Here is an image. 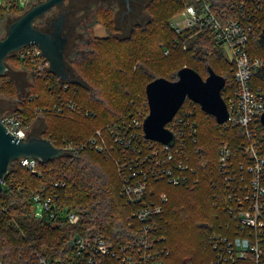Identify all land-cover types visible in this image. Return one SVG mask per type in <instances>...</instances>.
I'll return each instance as SVG.
<instances>
[{"label": "trees", "instance_id": "obj_1", "mask_svg": "<svg viewBox=\"0 0 264 264\" xmlns=\"http://www.w3.org/2000/svg\"><path fill=\"white\" fill-rule=\"evenodd\" d=\"M213 2V11L220 12L222 4ZM149 3L146 10L150 20L139 26L141 32L147 34V39L143 35L135 38L132 35L135 29L129 36L117 38L113 33L114 22L109 17L101 22V17L97 16L100 12L98 7L93 13L95 20L83 29L86 40L76 39L73 45L76 48L68 55L65 50L70 72L81 75L91 84L87 76H93L97 80L95 86L84 87L76 82H66L65 90L63 85L49 89L50 81L38 77L31 66L16 58L19 67L32 71L33 81L39 90L20 98L16 110L22 108L29 126L37 119L45 122L40 136L48 138L56 147H62L66 142L85 141L95 129L123 118L130 101L137 105L145 104V87L150 81L160 77L174 81L178 70L184 66L194 69L203 79L211 68L225 78L222 97L230 92L234 80L232 65L224 61L215 42L205 33L188 38L185 34L176 35L169 27L171 16L179 12L187 1L151 0ZM1 8L0 21L4 15H11ZM40 23L41 19H38L35 26L40 28ZM98 23L107 30L105 37L93 35L92 27ZM149 38L153 42L161 38L163 46L168 47V54L162 53L160 57L146 46ZM80 41L87 48H83ZM183 43L186 50H182ZM249 46L252 55L264 54V32ZM252 84L264 89V67L253 75ZM96 87L102 95L104 91L108 94L97 97ZM60 99H70L76 106L92 111L94 118L75 113L64 117L36 111ZM200 108L196 105L198 142L192 147L198 157L202 156V160L194 163L199 171V187L192 190L150 182L151 191L166 193L169 198L164 213L157 218V228L161 236L166 237L165 245L170 251L164 264H184L188 259L192 264H209L212 255L210 236L213 232H222L224 224L229 222L220 207L213 205L216 188L212 185L215 177L211 174V166L220 143L229 142L234 148L239 139L235 129L220 128L214 117ZM106 165L111 170L106 169ZM10 168L3 179L4 190L0 196V259L4 263L35 264L40 257H65L68 240L73 234L87 238L102 237L110 244L132 236L133 229L128 226L132 220V206L127 205L119 194L120 182L115 165L102 154L85 149L76 155L66 154L47 163L37 161L35 172L22 167L19 159L13 161ZM55 182H64V186L54 187ZM165 186L174 187L178 192L177 198L184 195L186 198L174 199L175 196L163 189ZM36 194L43 198L56 196L53 218L42 221L26 218L25 215L33 208V196ZM69 211L78 214L76 224L67 222L65 214Z\"/></svg>", "mask_w": 264, "mask_h": 264}, {"label": "built area", "instance_id": "obj_2", "mask_svg": "<svg viewBox=\"0 0 264 264\" xmlns=\"http://www.w3.org/2000/svg\"><path fill=\"white\" fill-rule=\"evenodd\" d=\"M187 4L169 21L176 35L205 33L223 52L232 65L233 87L225 94L227 119L218 126L236 130L239 143H220L212 162L211 174L215 177V207L229 218L222 232H213L209 239V264H264V89L252 84L253 75L264 67V54L252 55L249 43L264 32V0H185ZM222 10L213 11L214 2ZM189 34V35H188ZM168 54V47L162 46ZM182 50L186 45L182 44ZM16 58L33 68L38 77L50 81L49 89L65 81L51 72L49 63L36 45L21 47ZM226 86V82H225ZM224 86V88H225ZM222 89V92L224 90ZM180 107L165 127L172 133V145L145 137L143 122L148 115L145 104L130 101L123 118L95 129L85 141L66 142V154L76 155L82 150L102 154L115 165L120 187L119 194L132 206L128 226L133 234L125 241L110 244L102 237L71 236L65 257H40L35 264H164L170 251L166 237L157 228V218L168 203L166 193H157L150 182H163L170 186L195 189L199 187V171L194 163L202 160L192 147L198 142L196 103L189 99ZM183 102V103H184ZM20 103V100L19 102ZM183 106V104H182ZM58 116L79 114L94 118L95 113L82 109L70 99L42 109ZM1 122L15 137L25 139L32 130L22 108L1 113ZM20 165L35 172L37 160L18 158ZM3 182V181H2ZM64 186L55 182L54 187ZM56 196H33L31 218L36 221L53 218ZM69 224H76L79 216L73 211L65 214ZM0 264H6L0 259Z\"/></svg>", "mask_w": 264, "mask_h": 264}, {"label": "water", "instance_id": "obj_3", "mask_svg": "<svg viewBox=\"0 0 264 264\" xmlns=\"http://www.w3.org/2000/svg\"><path fill=\"white\" fill-rule=\"evenodd\" d=\"M65 0H44L30 6L5 27V35L0 36V76L7 71L5 59L21 47L36 45L49 63L52 73L61 81H81L72 76L66 65L65 49L68 37L63 35L65 15L62 13L51 22L50 32L42 31L35 26V21L42 18L54 6ZM225 78L208 68V75L203 79L194 69L184 66L177 72V79L169 81L156 78L145 87L148 115L143 122L145 137L172 145L174 138L165 125L182 107L185 99H189L201 107V111L214 117L217 124L227 119V107L222 97ZM264 124V114L261 115ZM66 152L56 147L48 138L32 132L27 138L13 136L1 122L0 112V196L4 190L3 179L9 173L10 165L18 158L30 157L40 163H47Z\"/></svg>", "mask_w": 264, "mask_h": 264}, {"label": "rangeland", "instance_id": "obj_4", "mask_svg": "<svg viewBox=\"0 0 264 264\" xmlns=\"http://www.w3.org/2000/svg\"><path fill=\"white\" fill-rule=\"evenodd\" d=\"M36 2H37V0H0V6H2L1 9L4 10L5 12L9 11L11 13V15H8V14L4 15L3 20L0 21V36L3 37L5 35V27H6L7 19H8V21L13 20L16 17V15H18V14L20 15V14L24 13V11L26 9H28L30 6H32ZM14 4H15L16 7H11V6H14ZM98 7H100L99 8L100 12H98L99 14L97 16L101 17V19H102V20L100 19L101 22L102 21L105 22L107 20V17H109V19H111L114 22V28H113L114 31H113V33L116 35L117 38L127 37V36H129L132 33V29H135V31L132 34L135 38L137 36H139V35L140 36L143 35L145 37V39H147V34H143V32H141V29H139L140 28L139 26H144L150 20V14H149V12H147L146 7H145V14L146 15H145L144 20H138L136 25H134L135 28H132L133 26L132 27H127L124 31L120 30V28L118 27L117 21L115 23V19L113 17L114 16L113 9H109L103 4H100ZM96 9L93 12H90V14H88V15H90V17L88 19H86L85 21L82 20V22H81L82 25H83V22L87 23V24H91L93 22V20H95V16L96 15L93 14V13H95ZM176 13H178V11H176L171 16V18ZM96 19H98V18L96 17ZM98 24L99 25L96 24V25H93V27H92V31H93L94 27L96 28L94 30V32H93V35L95 36L97 34V36H99L100 38L101 37H105L107 35L106 28L101 23H98ZM79 28L80 29H78L77 31L82 30L81 25H80ZM84 34H85V32H84ZM79 39L82 40V41H85L86 40V35L83 36V37L81 36ZM82 41H80L79 43H81ZM147 42H148V44L146 46H148L150 49H153V51L156 52L160 57L163 56L164 53L162 52V48H163L162 46H163L164 41H162L161 38L160 39H155L154 42H153V40H150V38H149L147 40ZM81 45H82V43H81ZM82 47L83 48H87V47H84L83 45H82ZM74 48H76V46ZM74 48H73L72 43H70L65 49L66 50V55H68L69 52L71 50H73ZM221 54L223 56L224 61H227L222 51H221ZM110 56H112V54H110ZM110 56H108V57H109L110 60H112L113 58L110 57ZM5 64H6V67H7V71L5 72L4 75L0 76V112L4 113V114L10 113V112L16 110L18 102H19V99L22 98L23 96L27 95L29 92L38 93V91H39L37 89V87H36L37 86L36 82L33 81V73H32V71L27 70V69H22L21 67H19V65L17 64V61H16L15 53H11L9 56H7V58L5 59ZM70 68L71 67L69 65V69ZM71 74H72V76H74L75 78H77L78 80L81 81V83L78 84L80 86L89 87V86H95V84H96L97 80L93 76L92 77L87 76V78L94 85H92L88 81H87L88 82L87 83L85 81V79L83 77H81V75L80 76L76 75V74H74L73 71H72ZM95 91L97 92V97H99V94H100L101 97L106 96L108 94V92L104 91V94L102 95L101 92H100V89L98 87H96ZM142 91H143V88H142ZM44 125H45V122L41 119L32 127V129H33L32 131H34V132L36 131L35 133H37V135L42 134L43 133V129H44ZM105 167H106V169L111 170L109 165H106ZM173 188L174 187L165 186L163 189L169 195L171 194V195L175 196L174 199H176L177 198L176 196H177L178 192L175 189H173ZM185 198H186V195L178 197L176 200L185 199ZM25 216L29 220L33 219V218H31L32 217L31 216V211H29V213H27ZM184 264H192V262L189 261V259H188V260H186L184 262Z\"/></svg>", "mask_w": 264, "mask_h": 264}, {"label": "flooded vegetation", "instance_id": "obj_5", "mask_svg": "<svg viewBox=\"0 0 264 264\" xmlns=\"http://www.w3.org/2000/svg\"><path fill=\"white\" fill-rule=\"evenodd\" d=\"M44 1L38 0L35 4ZM151 0H65L59 6H54L50 11L45 13L41 19L40 28L45 32H50L53 28L51 22L54 21L62 13L65 15L63 35L68 37L66 47L74 41L84 36L83 29L87 23L83 22L90 17L100 4L105 5L109 9H113L115 23L117 21L120 30L124 31L127 27L136 25L138 20H144L145 7ZM34 5V4H33ZM54 9V10H53ZM55 12V13H54ZM36 19V21L38 20ZM35 21V22H36ZM8 21L6 24H8ZM146 22V21H145ZM144 23V22H143ZM82 27V30L77 31Z\"/></svg>", "mask_w": 264, "mask_h": 264}, {"label": "crops", "instance_id": "obj_6", "mask_svg": "<svg viewBox=\"0 0 264 264\" xmlns=\"http://www.w3.org/2000/svg\"><path fill=\"white\" fill-rule=\"evenodd\" d=\"M97 25H99V24H97ZM95 29H96V28L94 27L93 32H94ZM94 34H95V33H94ZM95 36H97V34H96ZM97 37H99V36H97ZM39 120H41V119H37V120H35L31 127H33V126H34ZM31 131H32V130H31ZM32 132H34V131H32ZM35 132H36V131H35Z\"/></svg>", "mask_w": 264, "mask_h": 264}]
</instances>
